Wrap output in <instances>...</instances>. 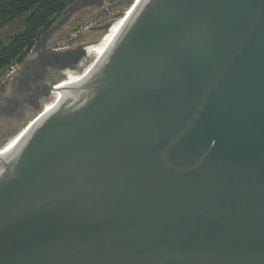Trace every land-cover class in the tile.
I'll use <instances>...</instances> for the list:
<instances>
[{
	"label": "water",
	"instance_id": "95a60500",
	"mask_svg": "<svg viewBox=\"0 0 264 264\" xmlns=\"http://www.w3.org/2000/svg\"><path fill=\"white\" fill-rule=\"evenodd\" d=\"M123 22L0 154V264H264V0Z\"/></svg>",
	"mask_w": 264,
	"mask_h": 264
},
{
	"label": "flooded vegetation",
	"instance_id": "af4514ba",
	"mask_svg": "<svg viewBox=\"0 0 264 264\" xmlns=\"http://www.w3.org/2000/svg\"><path fill=\"white\" fill-rule=\"evenodd\" d=\"M120 3L126 0H112ZM105 0H75L36 41L30 53L34 56L25 60L13 71L11 92L0 96V136L14 130L28 114L41 107L52 96V85L66 74L69 68H79L89 56V43L77 48H61L53 44V32L61 23L70 22L82 10L91 5H103ZM20 18V17H19ZM17 18V19H19ZM105 21L89 27L93 35H104ZM98 42V41H97Z\"/></svg>",
	"mask_w": 264,
	"mask_h": 264
},
{
	"label": "rangeland",
	"instance_id": "374dc122",
	"mask_svg": "<svg viewBox=\"0 0 264 264\" xmlns=\"http://www.w3.org/2000/svg\"><path fill=\"white\" fill-rule=\"evenodd\" d=\"M135 0H126L116 3L112 0H105L103 5H91L87 9L80 11L71 19L70 22L64 23L54 34L53 44L57 47H68L81 45L86 43L99 42L104 40V35H93L89 27L97 25L105 21H112V23L119 22V20L128 12ZM24 25L23 18L15 19L9 22L0 30V44L7 41L11 35L18 30L22 29ZM110 34V33H109ZM33 53H30L26 60L32 59ZM22 64H15L9 69L0 71V96L11 92V77L13 71H16ZM87 65H82L79 70H84ZM67 76L64 75L58 81H62ZM54 99L51 96L45 103L38 109L30 112L28 116L20 121L19 125L11 132L5 133L0 136V148L6 145L15 135L20 133L28 124H30L39 114L44 110L47 103L52 102Z\"/></svg>",
	"mask_w": 264,
	"mask_h": 264
},
{
	"label": "trees",
	"instance_id": "16d2710c",
	"mask_svg": "<svg viewBox=\"0 0 264 264\" xmlns=\"http://www.w3.org/2000/svg\"><path fill=\"white\" fill-rule=\"evenodd\" d=\"M75 0H0V30L23 18V28L0 44V71L23 63L36 41Z\"/></svg>",
	"mask_w": 264,
	"mask_h": 264
},
{
	"label": "bare ground",
	"instance_id": "6f19581e",
	"mask_svg": "<svg viewBox=\"0 0 264 264\" xmlns=\"http://www.w3.org/2000/svg\"><path fill=\"white\" fill-rule=\"evenodd\" d=\"M129 11V10H128ZM118 21V20H117ZM117 21H115V23H113L111 29L108 31V33L104 36V40H112V39H116L118 37V35L120 34V32L122 31V28L124 26V22H123V17L119 20L118 23H116ZM110 33V34H109ZM112 45V44H111ZM111 45L107 46L106 52L108 51V49L111 47ZM104 56V55H103ZM98 57V61L101 57ZM95 68V67H94ZM94 68L90 69L88 71V66L83 70L82 75H77V74H72V73H67L66 72V78L60 82L66 83L68 88L71 87L72 85L78 84L80 82H82L87 76H89L92 71L94 70ZM69 91V90H68ZM68 97V94L66 93H59L56 94L54 96V99L52 102H49L45 105L44 107V111L42 113H48L49 111H52L53 109H55L60 103H62L63 101H65ZM41 113V114H42ZM34 121V120H33ZM32 121V122H33ZM28 126V125H27ZM27 126L17 135H15L6 145H4L2 148H0V154L5 153L10 151L14 145H17L21 139L23 138V136L26 133V129Z\"/></svg>",
	"mask_w": 264,
	"mask_h": 264
},
{
	"label": "built area",
	"instance_id": "2783aa9c",
	"mask_svg": "<svg viewBox=\"0 0 264 264\" xmlns=\"http://www.w3.org/2000/svg\"><path fill=\"white\" fill-rule=\"evenodd\" d=\"M56 94H52V96L54 97Z\"/></svg>",
	"mask_w": 264,
	"mask_h": 264
}]
</instances>
